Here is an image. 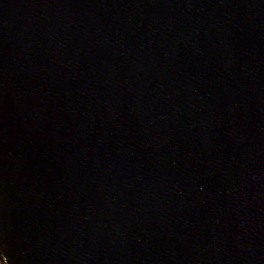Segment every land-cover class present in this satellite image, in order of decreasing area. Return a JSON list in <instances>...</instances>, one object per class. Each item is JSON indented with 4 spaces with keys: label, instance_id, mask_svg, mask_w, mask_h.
Listing matches in <instances>:
<instances>
[{
    "label": "water",
    "instance_id": "1",
    "mask_svg": "<svg viewBox=\"0 0 264 264\" xmlns=\"http://www.w3.org/2000/svg\"><path fill=\"white\" fill-rule=\"evenodd\" d=\"M0 264H264V0H0Z\"/></svg>",
    "mask_w": 264,
    "mask_h": 264
}]
</instances>
